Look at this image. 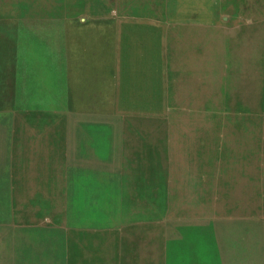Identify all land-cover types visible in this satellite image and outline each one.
Listing matches in <instances>:
<instances>
[{
    "label": "rangeland",
    "instance_id": "374dc122",
    "mask_svg": "<svg viewBox=\"0 0 264 264\" xmlns=\"http://www.w3.org/2000/svg\"><path fill=\"white\" fill-rule=\"evenodd\" d=\"M0 264H264V0H0Z\"/></svg>",
    "mask_w": 264,
    "mask_h": 264
},
{
    "label": "bare ground",
    "instance_id": "6f19581e",
    "mask_svg": "<svg viewBox=\"0 0 264 264\" xmlns=\"http://www.w3.org/2000/svg\"><path fill=\"white\" fill-rule=\"evenodd\" d=\"M13 3H15V2H13ZM17 15V14H16ZM62 29V28H61ZM37 33V32H36ZM52 50V49H51ZM52 58V57H51ZM32 70V69H31ZM30 80V79H29ZM26 90V89H25ZM63 155V154H62ZM142 180V179H141ZM153 197V196H152ZM153 201V200H152Z\"/></svg>",
    "mask_w": 264,
    "mask_h": 264
}]
</instances>
